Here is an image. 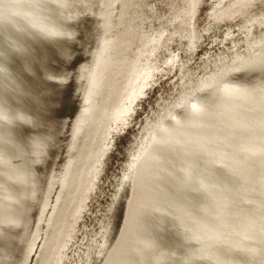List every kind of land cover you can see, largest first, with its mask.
I'll use <instances>...</instances> for the list:
<instances>
[{
	"label": "water",
	"instance_id": "95a60500",
	"mask_svg": "<svg viewBox=\"0 0 264 264\" xmlns=\"http://www.w3.org/2000/svg\"><path fill=\"white\" fill-rule=\"evenodd\" d=\"M0 264H264V0H0Z\"/></svg>",
	"mask_w": 264,
	"mask_h": 264
}]
</instances>
